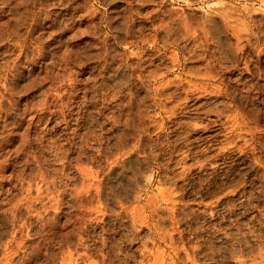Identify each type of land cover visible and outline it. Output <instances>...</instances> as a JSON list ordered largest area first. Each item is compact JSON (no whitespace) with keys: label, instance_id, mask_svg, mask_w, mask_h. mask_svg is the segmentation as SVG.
I'll use <instances>...</instances> for the list:
<instances>
[{"label":"rangeland","instance_id":"374dc122","mask_svg":"<svg viewBox=\"0 0 264 264\" xmlns=\"http://www.w3.org/2000/svg\"><path fill=\"white\" fill-rule=\"evenodd\" d=\"M0 6V264H264V0Z\"/></svg>","mask_w":264,"mask_h":264},{"label":"bare ground","instance_id":"6f19581e","mask_svg":"<svg viewBox=\"0 0 264 264\" xmlns=\"http://www.w3.org/2000/svg\"><path fill=\"white\" fill-rule=\"evenodd\" d=\"M31 2V1H30ZM50 2V1H49ZM69 2V1H68ZM45 3V2H44ZM58 3V2H57ZM105 3V2H104ZM26 4V3H25ZM33 4V3H32ZM64 5V4H63ZM67 5V4H66ZM2 6V5H1ZM0 6V7H1ZM51 6V5H50ZM53 7V6H52ZM88 7V6H87ZM92 7V6H91ZM30 8V7H29ZM44 8V7H43ZM128 8V7H127ZM86 9V8H85ZM171 9V8H170ZM230 9H231V7H230ZM110 12V11H109ZM126 12V11H125ZM165 12V11H164ZM225 12V11H224ZM236 12V11H235ZM238 12V11H237ZM143 14V13H142ZM224 14V13H223ZM230 14V13H229ZM1 15V14H0ZM117 15V14H116ZM139 15V14H138ZM205 15V14H204ZM222 15V14H221ZM220 15V16H221ZM36 16V15H35ZM70 16V15H69ZM182 16V15H181ZM230 16V15H229ZM13 17V16H12ZM93 17V16H92ZM100 17V16H99ZM206 17V16H205ZM40 18V17H39ZM82 18V17H81ZM234 18V17H233ZM5 19V18H4ZM7 19V18H6ZM24 19V18H23ZM50 19H52V18H50ZM59 19V18H58ZM87 19V18H86ZM112 19H113V17H112ZM168 19V18H167ZM227 19V18H226ZM231 19V18H230ZM230 19H228V20H230ZM1 20V19H0ZM110 20V19H109ZM130 20V19H129ZM205 20V19H204ZM7 21V20H6ZM9 21V20H8ZM40 21V20H39ZM44 21V20H43ZM123 21V20H122ZM168 21V20H167ZM172 21V20H171ZM238 21V20H237ZM262 21V20H261ZM69 22V21H68ZM186 22V21H185ZM29 23V22H28ZM120 23H121V21H120ZM163 23V22H162ZM170 23V22H169ZM24 24V23H23ZM93 24V23H92ZM204 24V23H203ZM206 24V23H205ZM219 24V23H218ZM49 25V24H48ZM65 25V24H64ZM137 25V24H136ZM139 25V24H138ZM162 25V24H161ZM239 25V24H238ZM260 25V24H259ZM26 26V25H25ZM127 26V25H126ZM131 26V25H130ZM220 26V25H219ZM61 27V26H60ZM121 27V26H120ZM239 27V26H238ZM64 28H65V26H64ZM154 28V27H153ZM246 28V27H245ZM66 29V28H65ZM94 29V28H93ZM114 29V28H113ZM178 29V28H177ZM176 29V30H177ZM216 29V28H215ZM16 30H17V28H16ZM27 30V29H26ZM67 30V29H66ZM132 30V29H131ZM175 30V31H176ZM241 30V29H240ZM14 31V30H13ZM45 32V31H44ZM132 32V31H131ZM208 32V31H207ZM225 32H227V31H225ZM54 33V32H53ZM141 33V32H140ZM159 33V32H158ZM126 35V34H125ZM133 35V34H132ZM187 35V34H186ZM6 37V36H5ZM45 37H47V36H45ZM49 37V36H48ZM94 37V36H93ZM141 37V36H140ZM206 37V36H205ZM226 38V37H225ZM237 38V37H236ZM47 39V38H46ZM230 39V38H229ZM58 40V39H57ZM62 40V39H61ZM64 40V39H63ZM112 41V40H111ZM36 42V41H35ZM65 42V41H64ZM216 43V42H215ZM16 44V43H15ZM40 44V43H39ZM55 45V44H54ZM13 46V45H12ZM18 46V45H17ZM22 48V47H21ZM37 49V48H36ZM180 49V48H179ZM226 49V48H225ZM110 50V49H109ZM223 50V49H222ZM230 50V49H229ZM24 51V50H23ZM232 51V50H231ZM9 52V51H8ZM38 52V51H37ZM71 52V51H70ZM218 52V51H217ZM53 53V52H52ZM17 54V53H16ZM39 54V53H38ZM229 54V53H228ZM11 56V55H10ZM40 56V55H39ZM47 56V55H46ZM62 56V55H61ZM223 56H224V54H223ZM75 57V56H74ZM221 57V56H220ZM232 57V56H231ZM25 58V57H24ZM230 58V57H229ZM61 59H62V57H61ZM24 60V59H23ZM222 60V59H221ZM70 62V61H69ZM231 62V61H230ZM233 64V63H232ZM61 65V64H60ZM102 65V64H101ZM58 66V65H57ZM228 67V66H227ZM23 68V67H22ZM238 69V68H237ZM49 70V69H48ZM8 71V70H7ZM232 71V70H231ZM37 72V71H36ZM72 72V71H71ZM210 72V71H209ZM59 74V73H58ZM209 75V74H208ZM47 77V76H46ZM5 78V77H4ZM10 78V77H9ZM12 78V77H11ZM124 78H125V76H124ZM73 79V78H72ZM126 79V78H125ZM13 80V79H12ZM62 80V79H61ZM103 81V80H102ZM128 81V80H127ZM35 82V81H34ZM8 85V84H7ZM30 86V85H29ZM92 86V85H91ZM49 88H50V86H49ZM99 88V87H98ZM13 91H15V90H13ZM44 92V91H43ZM46 92V91H45ZM53 94V93H52ZM48 96V95H47ZM59 96V95H58ZM131 96V95H130ZM44 98V97H43ZM30 99V98H29ZM38 99V98H37ZM3 100V99H2ZM34 100V99H33ZM40 100V99H39ZM9 102V101H8ZM50 102V101H49ZM37 103V102H36ZM40 103V102H39ZM43 103V102H42ZM38 104V103H37ZM60 104V103H59ZM5 105V104H4ZM39 105V104H38ZM59 106V105H58ZM63 106V105H62ZM1 107V106H0ZM11 107V106H10ZM41 107V106H40ZM44 109V108H43ZM11 110V109H10ZM31 110V109H30ZM58 110V109H57ZM23 112V111H22ZM45 112V111H44ZM4 113V112H3ZM19 113V112H18ZM16 115H18V114H16ZM4 117V116H3ZM2 117V118H3ZM12 118V117H11ZM28 118V117H27ZM33 118V117H32ZM41 118V117H40ZM13 120V119H12ZM78 120V119H77ZM45 122V121H44ZM63 122V121H62ZM44 124V123H43ZM25 127V126H24ZM43 127V126H42ZM52 129V128H51ZM70 131V130H69ZM21 133V132H20ZM13 136V135H12ZM21 136V135H20ZM24 137V136H23ZM27 137V136H26ZM31 138V137H30ZM15 142V141H14ZM11 143V142H10ZM73 147V146H72ZM72 149V148H71ZM31 151V150H30ZM59 152V151H58ZM31 153V152H30ZM65 154V153H64ZM35 157V156H34ZM37 157V156H36ZM75 160V159H74ZM80 161V160H79ZM32 162V161H31ZM36 162V161H35ZM45 162V161H44ZM51 162V161H50ZM54 168V167H53ZM39 169V168H38ZM87 169V168H86ZM124 169V168H123ZM114 170V169H113ZM112 170V171H113ZM121 170H122V168H121ZM85 172V171H84ZM118 172V171H117ZM126 172V171H125ZM68 173V172H67ZM87 173V172H86ZM37 174V173H36ZM40 174V173H39ZM121 175V174H120ZM16 176V175H15ZM34 176V175H33ZM37 176V175H36ZM80 177V176H79ZM97 177V176H96ZM109 177V176H108ZM44 178V177H43ZM83 178V177H82ZM112 178V177H111ZM117 178V177H116ZM53 179V178H52ZM17 180V179H16ZM42 180V179H41ZM60 180V179H59ZM121 180V179H120ZM43 181V180H42ZM18 182V181H17ZM116 182V181H115ZM25 183V182H24ZM119 183V182H118ZM122 183V182H121ZM128 183V182H127ZM35 184V183H34ZM39 185V184H38ZM45 186V185H44ZM121 187V186H120ZM28 188V187H27ZM36 188V187H35ZM76 188V187H75ZM29 189V188H28ZM47 189V188H46ZM31 190V189H30ZM96 190V189H95ZM94 190V191H95ZM37 191V190H36ZM35 191V192H36ZM82 191V190H81ZM84 191V190H83ZM57 193V192H56ZM79 195V194H78ZM98 195V194H97ZM29 196V195H28ZM57 196V195H56ZM27 197V196H26ZM99 197V196H98ZM55 198V197H54ZM88 200V199H87ZM36 201V200H35ZM61 201V200H60ZM78 201H79V199H78ZM40 202V201H39ZM90 202V201H89ZM19 203V202H18ZM98 204H99V202H98ZM48 205V204H47ZM77 205V204H76ZM28 206V205H27ZM56 206V205H55ZM25 207V206H24ZM76 207V206H75ZM101 207V206H100ZM55 208V207H54ZM94 208H96V207H94ZM130 208V207H129ZM25 209H27V208H25ZM30 209V208H29ZM98 210V209H97ZM99 211V210H98ZM129 213V212H128ZM37 215V214H36ZM25 223V222H24ZM104 242V241H103ZM104 244V243H103ZM105 246V245H104Z\"/></svg>","mask_w":264,"mask_h":264}]
</instances>
